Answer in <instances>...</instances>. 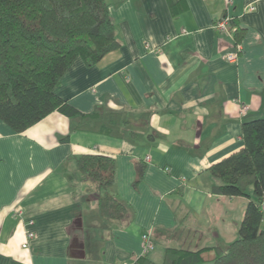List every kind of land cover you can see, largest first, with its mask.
I'll use <instances>...</instances> for the list:
<instances>
[{
    "label": "crops",
    "instance_id": "0c3cea01",
    "mask_svg": "<svg viewBox=\"0 0 264 264\" xmlns=\"http://www.w3.org/2000/svg\"><path fill=\"white\" fill-rule=\"evenodd\" d=\"M225 1L105 0L120 47L92 67L75 59L54 93L83 114L125 112L117 135L75 130L57 111L22 133L0 121V264H135L145 233L160 263L168 247L236 239L248 199L216 194L208 169L241 148L243 122L264 118V0ZM226 14L235 63L234 33L213 28ZM85 154L115 160L107 192L75 171ZM107 194L124 220L103 222Z\"/></svg>",
    "mask_w": 264,
    "mask_h": 264
},
{
    "label": "trees",
    "instance_id": "16d2710c",
    "mask_svg": "<svg viewBox=\"0 0 264 264\" xmlns=\"http://www.w3.org/2000/svg\"><path fill=\"white\" fill-rule=\"evenodd\" d=\"M119 47L105 0H0V121L22 133L57 111L77 118L75 130L117 135L128 124L125 112L80 113L54 88L75 59L92 67ZM241 140L237 152L208 169L219 180L216 194L248 199L236 239L225 249L168 247L160 263L144 255L135 264H264V118L243 122ZM73 162L77 174L100 191L113 187V158L85 154ZM144 167L136 165V184ZM99 205L106 225L125 219L126 206L115 195L103 196Z\"/></svg>",
    "mask_w": 264,
    "mask_h": 264
},
{
    "label": "built area",
    "instance_id": "2783aa9c",
    "mask_svg": "<svg viewBox=\"0 0 264 264\" xmlns=\"http://www.w3.org/2000/svg\"><path fill=\"white\" fill-rule=\"evenodd\" d=\"M226 7L230 4V0L225 1ZM250 10H253V7H250ZM214 30L226 33V34H233L236 29L238 28L235 24L232 23V18L229 15H223L221 18H219L213 25ZM240 53V44L236 43L234 50L230 53H227L225 55V59L229 63H235L237 60V57ZM249 107L247 105L240 106L239 114L241 117H246L248 114ZM262 209L264 210V201L262 203ZM19 215V213H17ZM28 239L33 238V233L27 234ZM141 256L147 255L150 251L154 249V243L152 239L150 238V235L148 233H145L141 236ZM23 248H26L27 245L23 244ZM125 264H132V263H125Z\"/></svg>",
    "mask_w": 264,
    "mask_h": 264
},
{
    "label": "rangeland",
    "instance_id": "374dc122",
    "mask_svg": "<svg viewBox=\"0 0 264 264\" xmlns=\"http://www.w3.org/2000/svg\"><path fill=\"white\" fill-rule=\"evenodd\" d=\"M156 247L158 248V247H160V245H156ZM158 251V250H157ZM156 252V251H155Z\"/></svg>",
    "mask_w": 264,
    "mask_h": 264
}]
</instances>
